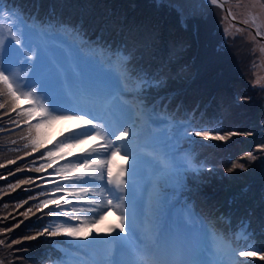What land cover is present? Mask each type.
I'll return each instance as SVG.
<instances>
[{"label":"trees","instance_id":"1","mask_svg":"<svg viewBox=\"0 0 264 264\" xmlns=\"http://www.w3.org/2000/svg\"><path fill=\"white\" fill-rule=\"evenodd\" d=\"M6 6L17 11L30 27L44 30L46 34L55 33L51 32L52 29L58 30V34L68 33L71 44L77 42L78 49L84 53L104 50L110 56H123V66L134 76L150 70V79L154 83L147 89L151 93L147 106L154 109L157 106L160 111H165L157 112V116L164 114L167 119L185 116L193 121L187 133L193 129L212 128L218 108L225 107L232 111L233 107L228 108L231 106L229 100L224 105L226 98L230 97V101L235 102L239 97L233 91L232 97L228 95L227 85L232 80L228 81L231 76L222 74V63L207 56L214 38L225 44L232 42L211 27L202 29L200 33H192L195 21L201 17V11L196 6L192 13H186L182 7V14H185L181 19H170L166 7L154 5L150 0H6ZM220 48L224 54L222 57L227 59L231 47L224 45ZM180 49L188 52L183 53ZM175 57H178L177 61H174ZM94 61L96 58L88 67ZM143 64H146L145 67ZM217 64H221L219 68ZM259 86L252 84L251 88L261 89ZM250 95L254 101L250 103L251 106H245L248 109L247 119L239 123V117L243 116L239 113L224 117L227 123L222 125L236 130L251 128L255 131L254 137L245 139L240 138L245 135L237 134L226 141H217L186 135L194 141L184 150H178L177 144L169 143L173 145L170 149L173 151L167 153L170 157L167 162L178 166L180 172L170 168L164 190L159 194L154 192L155 197L150 204V214L155 216L154 210L165 213L168 224L179 227L188 226L187 222L196 220L195 215H198V221L192 228L195 231L202 228L208 230L215 240V249L219 251L229 246L237 250H249V246L264 248V175L256 180L258 187L252 194L258 198L253 203L246 199L253 196L249 191L221 181L220 177L207 178L204 184H190L185 163L190 161L193 151L201 152V156L192 161L207 160L213 153L216 158L220 154L230 155L235 149L242 159L240 151H244V154L252 151L256 142L264 145V118L260 106L264 104V96L259 93L255 97ZM0 102L4 101L0 99ZM12 117H15L16 124L10 123ZM157 121L161 122L159 119ZM233 129L221 131L237 132ZM23 136L24 123L17 118L16 112L0 110V229H12L8 233L0 232V239L6 242L0 245V261L3 264H60V261L63 264H77L74 257L67 260L78 252L73 246L76 243L49 238L46 234L36 239H23L35 235L46 226L54 227L59 223V218L46 215L48 208L37 211L36 206L41 200L62 195L52 194V182L55 181L49 178L58 176L53 169L45 168L49 170L47 173H42L45 170L40 173L35 171L41 163H47L36 159L41 154L24 155L30 151V147L25 148V144L29 143L28 136L22 142L14 140ZM152 140L150 138V142ZM202 140L211 147L205 148ZM9 160L15 163L9 164ZM54 165L58 173L59 168L57 164ZM48 173L51 175H44ZM27 178H32L30 183L9 187ZM28 208L32 209L31 213L20 215ZM12 240L19 243L11 245ZM88 250L81 247V252ZM241 260H247L249 264H264L258 257H237L238 262Z\"/></svg>","mask_w":264,"mask_h":264},{"label":"snow or ice","instance_id":"2","mask_svg":"<svg viewBox=\"0 0 264 264\" xmlns=\"http://www.w3.org/2000/svg\"><path fill=\"white\" fill-rule=\"evenodd\" d=\"M205 2L212 6L223 7L220 0H205ZM228 15L232 16L231 11ZM232 18L235 19V16ZM244 23L247 24L248 21ZM34 35H36L35 28L30 27L17 11L7 7L6 0H0V99L4 101L0 102V110L16 112L20 122L27 125L29 143L25 144V148L30 147V151L25 152V156L41 153V149H45L36 159L47 163H41L35 171L40 173L45 168L53 169L59 181L64 182L63 184L52 182V194L62 195L41 200L36 206L37 211L48 208L46 215L64 219L54 227L46 226L35 235L25 236L23 239H36L46 234L49 237L63 235L90 243L117 241L134 248L129 264H205L203 261L185 259L179 254L169 256L160 251L161 236H158L154 229L146 231V242L143 247L135 245L130 240V237L135 235V229L133 217L125 209V185L134 182L143 159L138 151L142 146L139 144L140 133L136 118L143 117L146 113L142 109L137 111L134 107H121L118 110L119 114H116L106 107L105 101L92 97L86 89L84 93L89 100L88 103H80L77 97L75 106H67L63 102L65 93L59 74L44 59L40 46L38 44L33 46ZM256 36L264 37V32L257 29ZM5 51L8 53L7 62H5ZM117 61L123 64L125 58L117 56ZM125 80L132 81L137 87H143L147 83V78L139 73L134 80L131 76L125 77ZM115 86L119 88V84ZM242 99L246 100V98ZM20 100H23L27 107L18 105L17 102ZM57 121H70L74 126L62 132L48 148L41 138L42 129ZM10 123L16 124V120H10ZM237 134L251 135L249 132H222L216 129H193L187 133L190 138L194 136L217 141H226ZM88 140L94 143L82 149L81 154L74 155L70 151ZM259 147L264 151V145ZM66 156H74V159L67 160ZM117 156H120L125 163L114 174L110 164ZM245 156L250 161L257 158L251 152L246 153ZM58 160H64L65 163L58 165ZM8 163L12 164L15 161L9 160ZM54 164L59 168L58 173L53 168ZM237 168L244 170L245 166L233 162L226 171L231 173ZM31 180L32 178L20 180L9 187H19L21 184L30 183ZM179 181L177 174V182ZM89 193L98 196L99 199L88 200L87 207H77V204ZM65 197L74 198L77 203L74 204L72 199ZM31 212L32 209L28 208L20 215L27 216ZM109 212L116 215L118 223L110 226L105 234L96 233L94 226ZM16 226L18 225H13ZM11 231V228L0 229L3 233ZM5 243L0 239V245ZM17 243L18 240L11 241V245ZM237 257H258L264 261V248L249 246V250H237L229 246L220 253L214 264H249L247 260L238 262ZM0 264L3 262L0 261Z\"/></svg>","mask_w":264,"mask_h":264},{"label":"rangeland","instance_id":"3","mask_svg":"<svg viewBox=\"0 0 264 264\" xmlns=\"http://www.w3.org/2000/svg\"><path fill=\"white\" fill-rule=\"evenodd\" d=\"M188 1L191 2L189 4H186ZM150 3L157 6L160 5L163 8L166 7L168 9L170 19H175L176 17H180L181 19V16L185 14H182V12L184 11L183 8L185 9L186 13H192L194 12V6H196L197 10L201 11V17L195 21L192 33H200L202 29L211 27L213 31L218 32V34L222 37L230 38V41L232 42L231 44H225L218 38H214L210 45L211 52H208L207 56L211 60H217L219 63H222V74L224 76H231V78L227 80H232V83L229 82L227 85L228 95L230 94L231 96V92L233 91L238 94L239 97L235 102L230 104L231 106L228 107H233L231 109V112H229V110L225 107L218 108L215 120L213 122L214 126L210 129H233L231 126L227 127L222 125L224 123H227V120H225L224 117L237 115L239 113L243 114V116H241L242 118L239 117V123L244 122V120L247 119L248 114V109L245 106H251L250 103L254 101L250 94H253L254 97L258 96V93L259 95L261 94L260 88H251L252 84L264 87V37L256 36L257 29H259L261 32H264V0H222V3H224L229 11H231L232 16H235V19L230 16L231 20L229 19L227 13H225V11L220 6H212L208 3H205V0H150ZM192 5L193 7L191 8ZM207 7H209L208 10ZM244 21H248V23L245 24ZM237 29H240V31H238ZM252 30H254L255 33H253ZM35 32L36 35L32 37V40L34 42L33 46L35 47V45H39L38 38L45 43L44 49L40 46V50L44 59L50 65H52L53 59L49 57H52L55 54L56 59L64 67H66L68 63V57L64 54V51L70 40L69 34H58V30L52 29L51 32L55 33L48 34L49 36L52 35V38H46V32H37V28H35ZM260 37H262V39H260ZM224 45L231 47V52L227 55V59L222 57L224 54L223 51L220 50V47ZM180 50H183V53L188 52L185 49ZM52 51H56L58 53L54 52L53 54ZM72 52L78 57H84L82 52L79 51L76 46L72 47ZM99 53L106 56L110 63L116 64L118 67V70H116L113 66H108L104 69L105 71H107L108 78L110 80H113L116 84H119V92L121 94H124V97H126L129 102L132 103L133 107L136 108L137 111H140L142 109L146 113V115H144L143 117L137 116L136 118L137 128L140 133L139 144L142 146L138 148V151L142 155L143 159L138 167L134 182H129V184L125 185L124 193L125 205H127V208L125 206V209H127L126 211L133 217V224H135L136 227V229L134 228L135 235L131 236L130 240H132L136 245L138 238L145 234L146 229L150 224V220H147V215L149 213L148 206L154 198L150 196V194L152 195L154 193L155 189V183H153V179L156 177V175L159 174L161 169H164L163 165L161 164V159L158 160L157 157L161 153H163L165 149L173 148V145H168V143L177 144L178 150H184L188 148L187 146H190L194 141L186 136L188 128L191 127L193 121H189V119L185 116L182 118L174 117L171 119H167L166 115L164 114H160L159 116H157L155 112H165L160 111L157 106H155V110H148L146 108L147 99L151 93L147 91V89L154 83L153 80L150 79L151 71L146 70L143 72L142 76L147 78V83H145L143 87H137L132 81L126 82L125 77L131 76L134 80L135 76L132 75L129 70L125 66H123V64L118 63L117 56H110V54L105 53L104 50L99 51ZM7 60L8 53L7 51H5V62H7ZM177 60L178 57H175L174 61ZM145 65L146 64H143L144 67ZM220 65L221 64H217L218 68ZM63 91L65 93L64 88ZM91 93H93V91ZM95 98L100 101H105L106 107L116 114H118V110L121 107H127L125 103H122V105L120 106L118 105V103L120 102L119 95L112 96L111 98H101L99 90H97L95 91ZM242 98H246V100ZM226 99L227 100L224 101V105L231 98L229 97ZM22 102L24 104H22ZM63 102L65 103V95ZM17 104L23 107H27V104L23 100L18 101ZM260 106L261 109L264 110V104ZM218 115L222 116L218 117ZM13 119H15V117L11 118V120ZM150 119H152V126H155V128H152L151 132L146 133L148 126L150 129ZM158 119L161 120V122L157 121ZM177 124L179 125L176 126ZM73 126V122L70 121H57L50 126H46L44 129H42L41 138L44 144L48 148H50L52 146V142L55 141L62 132H65L67 129L72 128ZM24 129L25 136L14 139L16 142H22L23 140H25L24 138L28 136L26 124H24ZM233 130L237 131V133H251V135H245L244 137L240 138L249 139L254 137L255 135V131L248 127L244 129L238 128V130ZM237 136H241V134H238ZM149 137L153 139H159V144L151 148L144 146V143L148 141V139H150ZM166 139L167 141H164L163 143L161 142ZM201 142H203L205 148L211 147L209 144H207V142H205V140H202ZM93 143L94 142L92 140L85 141L84 143L73 147L70 151L74 155H79L81 154L82 149L88 148ZM259 146L260 144H257L256 142L253 150L248 151L252 152L253 155L257 157L255 160L251 161L245 156V154L248 152L244 154V151H240L243 157L242 159H240V155L238 153V150L236 149L233 150L230 155L220 154L217 157L218 159L215 157L216 154L213 153V155L207 160L192 161L195 158H197L198 160L201 156V152L193 151L190 163L189 161L185 163L187 165V167L185 168V173H187V175H189L190 177V184H204L207 178L217 179V177H220L221 181L236 185L238 188H241L242 191L247 190L250 194H252V192H255L258 187V183L256 182V180L260 179L264 175V151L260 150ZM150 149L155 150L157 153H159V155L157 157L152 156L150 154ZM44 151L45 149H41V153ZM66 159L72 160L74 159V156H66ZM233 162L239 164L243 162L242 164L245 166V169L241 170L237 168L234 169L233 172L228 173L226 169L231 167ZM64 163V160H60L59 165H63ZM124 163V160L120 156L113 158L110 164L113 173L115 174L117 171H119L120 167L124 165ZM254 170H257V172L253 173ZM47 172H49L48 169L43 171L42 173ZM45 175L50 176L49 173ZM156 179L158 178L156 177ZM60 182L62 183V181ZM252 195V197H247L246 199H249L253 203H256L255 200L258 197H254V194ZM70 199H72V202L74 204L77 203L74 198ZM90 199L91 193H89L83 200H81L77 204V207H87V201ZM245 212H248V210L245 209ZM156 222L159 223L160 228L164 220L162 218H159ZM116 223H118L117 217H114V219H111V217H109L107 221L104 218L94 226L95 231L96 233L105 234L107 233L109 227ZM181 237L183 238V236H180V238ZM49 238H59L66 241L68 240L70 243H76L75 247L76 249H78V252L75 253V259L78 261V263H84L82 260H80V258H87L92 259L94 264H108V260L112 256V254H114L115 256V253H117L113 248L108 249V251H106L103 256H98L99 253L98 249H96V246L102 247L108 242L90 243L89 241H85L82 239H73L63 235ZM196 241H198V237H196L194 242ZM78 243H83L86 245L90 244L93 246L90 248V250L84 253L81 252V246ZM82 248L84 247L82 246ZM130 248H132V246L122 245V248L120 250L122 252ZM193 251L194 250H192V248L186 251L184 249V245L181 246L175 244L172 247L171 252L167 255L172 256L174 254H179L185 259L198 260V256ZM217 258L218 253L214 252L211 262L217 260ZM119 260V257H116L115 263L120 264ZM89 264L93 263L90 262Z\"/></svg>","mask_w":264,"mask_h":264},{"label":"clouds","instance_id":"4","mask_svg":"<svg viewBox=\"0 0 264 264\" xmlns=\"http://www.w3.org/2000/svg\"><path fill=\"white\" fill-rule=\"evenodd\" d=\"M260 39H262V37H260ZM73 97H77V91H73L72 92V94H71ZM197 119V118H196ZM62 219H64V218H62ZM62 221V220H61ZM61 221H58L59 223L61 222ZM113 254H112V256L109 258V260H108V264H116L115 262H114V260H113Z\"/></svg>","mask_w":264,"mask_h":264},{"label":"water","instance_id":"5","mask_svg":"<svg viewBox=\"0 0 264 264\" xmlns=\"http://www.w3.org/2000/svg\"><path fill=\"white\" fill-rule=\"evenodd\" d=\"M220 2H221V4H222V6L223 7H221L226 13H227V15H228V12H229V10H228V8L226 7V5H224V3H222V0H220ZM229 16V15H228ZM229 19L231 20V17L229 16ZM232 21H233V19H232ZM237 24H239V23H237Z\"/></svg>","mask_w":264,"mask_h":264},{"label":"bare ground","instance_id":"6","mask_svg":"<svg viewBox=\"0 0 264 264\" xmlns=\"http://www.w3.org/2000/svg\"><path fill=\"white\" fill-rule=\"evenodd\" d=\"M191 1H188L186 4H189ZM206 3V2H205ZM186 7V6H185ZM204 233V230L201 232V234Z\"/></svg>","mask_w":264,"mask_h":264}]
</instances>
